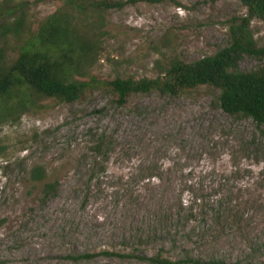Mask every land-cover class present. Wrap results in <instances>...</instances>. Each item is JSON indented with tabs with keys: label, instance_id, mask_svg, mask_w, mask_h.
Wrapping results in <instances>:
<instances>
[{
	"label": "rangeland",
	"instance_id": "1",
	"mask_svg": "<svg viewBox=\"0 0 264 264\" xmlns=\"http://www.w3.org/2000/svg\"><path fill=\"white\" fill-rule=\"evenodd\" d=\"M13 1L29 3L35 30L64 7ZM122 1L104 14L107 36L88 73L101 82L155 79L175 57L214 55L248 14L237 0ZM252 30L263 46L264 22ZM259 66L248 57L240 64ZM37 167L58 182L55 196L31 179ZM160 250L173 262L186 253L264 262V128L224 113L207 88L179 98L137 95L123 108L98 89L0 119V264H151L103 252ZM79 254L97 256L70 259Z\"/></svg>",
	"mask_w": 264,
	"mask_h": 264
},
{
	"label": "trees",
	"instance_id": "2",
	"mask_svg": "<svg viewBox=\"0 0 264 264\" xmlns=\"http://www.w3.org/2000/svg\"><path fill=\"white\" fill-rule=\"evenodd\" d=\"M237 1L248 10V14L232 24L229 45L214 55L191 63L175 57L155 79L117 78L101 82L88 73L98 62L100 48L107 36L104 14L122 8L126 2L63 0L64 7L42 20L35 30L29 21L28 2L4 0L0 4V119L16 114L20 117L47 100L72 104L87 92L98 89L107 90L123 108L137 95L157 93L179 98L207 88L215 94V102L224 113L234 118L251 119L262 129L264 66L243 71L240 64L246 57L264 61V45L257 44L252 30L253 21L264 22V0ZM31 179L44 183L45 197L57 194L58 182H46L43 168H35ZM164 233L166 231H162ZM146 235L140 237L139 243L150 240V235ZM103 254L139 258L151 264H228L221 259L194 260L188 253L181 261L173 262L164 256L163 250L151 257ZM96 256L79 254L70 259L80 262Z\"/></svg>",
	"mask_w": 264,
	"mask_h": 264
}]
</instances>
